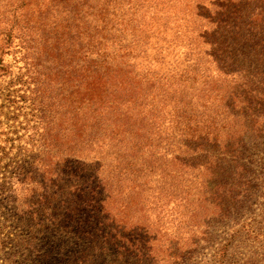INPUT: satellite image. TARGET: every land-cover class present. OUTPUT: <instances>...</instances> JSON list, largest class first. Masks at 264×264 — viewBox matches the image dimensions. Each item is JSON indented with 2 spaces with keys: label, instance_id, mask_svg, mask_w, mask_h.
<instances>
[{
  "label": "trees",
  "instance_id": "obj_1",
  "mask_svg": "<svg viewBox=\"0 0 264 264\" xmlns=\"http://www.w3.org/2000/svg\"><path fill=\"white\" fill-rule=\"evenodd\" d=\"M262 146L264 0H0V190L59 264H194Z\"/></svg>",
  "mask_w": 264,
  "mask_h": 264
},
{
  "label": "rangeland",
  "instance_id": "obj_2",
  "mask_svg": "<svg viewBox=\"0 0 264 264\" xmlns=\"http://www.w3.org/2000/svg\"><path fill=\"white\" fill-rule=\"evenodd\" d=\"M254 158L258 161L252 169L257 184L255 195L234 220L211 228L210 239L198 251L194 264H264V146ZM30 237V249L36 257L33 260L27 254L29 248L21 243ZM51 242L55 243L52 250ZM223 244L229 248L221 259ZM71 248L51 234L30 232L21 221V211L11 207L0 190V264H59Z\"/></svg>",
  "mask_w": 264,
  "mask_h": 264
}]
</instances>
